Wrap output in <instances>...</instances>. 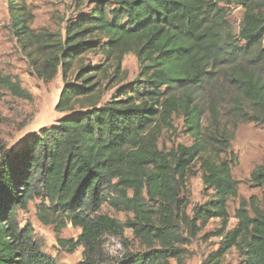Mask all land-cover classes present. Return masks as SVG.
<instances>
[{
  "label": "trees",
  "instance_id": "16d2710c",
  "mask_svg": "<svg viewBox=\"0 0 264 264\" xmlns=\"http://www.w3.org/2000/svg\"><path fill=\"white\" fill-rule=\"evenodd\" d=\"M26 1L7 0L11 31L39 79L48 83L60 73L65 83L55 111L65 115L0 155V264H56L33 240L32 227L17 221V211L33 201L38 221L56 234L66 225L81 230L76 241L57 238L70 251L84 248L78 264H96L103 236L120 237L125 229L146 252L116 264L179 261L180 232L196 239L214 219L221 246L209 264H219L230 249L238 264H264V197L240 199L236 225L226 231L229 201L238 198L234 132L247 123L264 129V0H75L88 12L68 21L64 36L33 31ZM231 7L243 10L237 34L228 21ZM90 54L102 64H83ZM128 54L138 64L135 80L101 104L103 83L124 81ZM74 67V83L67 82ZM216 78L232 90L230 130L220 124L214 98L202 124L198 91ZM5 92L30 100L0 70V99ZM176 116L192 143L160 149L163 131L176 132ZM194 164L207 200L188 215L186 183ZM250 183L264 187V164L252 170ZM102 206L132 218L121 223L100 214Z\"/></svg>",
  "mask_w": 264,
  "mask_h": 264
},
{
  "label": "rangeland",
  "instance_id": "374dc122",
  "mask_svg": "<svg viewBox=\"0 0 264 264\" xmlns=\"http://www.w3.org/2000/svg\"><path fill=\"white\" fill-rule=\"evenodd\" d=\"M26 4L32 15L30 28L33 31H46L61 36H64L68 21H74L88 12L86 3L77 6L75 0H27ZM242 15L243 10L241 8H230L228 21L235 34L238 33ZM82 60L85 65L102 64V59L98 55H86ZM0 70L4 75H9L18 80L22 89L30 95V100H22L5 92L0 99L1 155L8 150L16 149L26 136L37 133L41 128L55 125L65 115L55 111L65 81L60 73L48 83H44L36 76L30 58L11 31L7 0H0ZM121 70L124 74V81L120 83L106 81L103 83L106 90L101 99V104L113 100L120 86L130 84L135 80L138 74V64L132 54L124 56ZM76 73L77 69L74 67L68 73L66 81L74 83ZM231 95L232 90L221 78H216L212 83L206 84L198 91V101L204 106L202 117L204 126L208 124L209 113L207 108L209 101L214 98L219 112L220 124L226 125L228 130L231 129V116L227 114ZM173 125L176 132L171 135L169 132L163 131L158 144L160 149L164 148L169 151L179 144L191 145L192 140L184 133L180 116L173 118ZM230 149L236 157L231 175L238 183V198L229 201V220L226 231L236 225L234 210L238 207L240 199L248 200L250 197H256L261 201L264 197V187H257L250 183L252 170L264 164V129L253 123L238 125ZM192 171L195 175L190 176L186 183L187 198L190 203L186 210L188 215L191 214L194 205L207 200L197 164H194ZM37 204L38 201L30 202L25 210L17 211L16 218L20 227L25 225L32 227L33 240L40 247L41 252L52 258L56 264H78L83 259L84 248L77 247L70 251L69 248L59 246L57 238L64 241H76L81 230L66 225L56 234L52 226H44L38 221L36 216ZM99 213L121 223L132 218L131 214L116 212L109 206H102ZM219 228V220H210L198 231L196 239H190L183 229L180 232L183 242L179 243L177 248L180 260L170 258L167 264H209L207 260L211 255L218 252L221 246V238L214 234ZM138 252H146V247L133 236L130 229H125L120 237L105 234L101 247L95 252L94 258L96 264H116L125 255ZM238 263L239 259L235 249H230L219 259V264Z\"/></svg>",
  "mask_w": 264,
  "mask_h": 264
}]
</instances>
